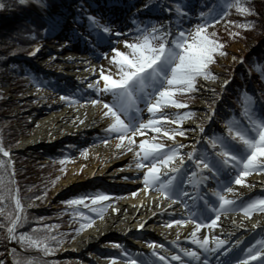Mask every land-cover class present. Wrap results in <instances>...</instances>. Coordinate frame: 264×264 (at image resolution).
Instances as JSON below:
<instances>
[{
	"label": "rangeland",
	"instance_id": "obj_1",
	"mask_svg": "<svg viewBox=\"0 0 264 264\" xmlns=\"http://www.w3.org/2000/svg\"><path fill=\"white\" fill-rule=\"evenodd\" d=\"M152 1L153 3L151 2V4L148 0H96V3L92 6L86 5V2H84L81 10H75L74 6L68 5L72 12L67 16L60 13V10L56 7L46 8L43 3H37L36 1L31 2L27 0L25 2V6L36 13L41 14L47 20L52 14H57L58 21L60 18L64 19V26L58 28L60 36L58 43L49 40L52 35H50V31L45 30L47 29L45 28L43 30L42 40L34 42V44L29 46L30 48L32 46L30 49V56H32V58L28 62H30L31 66L40 73L41 77H34L32 81L26 83V85L18 81H12L9 85L0 88V91L5 94L10 102L9 109L6 111L8 114L7 116L18 130L17 145L11 149H7L9 153L8 159L12 161L10 167L13 179L15 178L16 170L21 167H24L25 169L27 168L31 171L33 174L32 177H34L35 174H38L41 178H43V176L47 178L42 181L43 185L41 187L42 191L45 193L48 192L47 197L42 203H39L36 200L32 201L30 205L33 206V208L48 207L52 210L55 208L61 210L66 200L78 194L80 191H88V189H98L99 191L107 192L109 194L106 201L100 202L105 205L104 211L99 214L97 218L91 219L90 223H87V221L89 222L88 219H72L69 215L63 216L66 220L65 222H67L64 225V230L67 231L66 235L70 236L63 241L59 249H56L54 255V257L63 261H73V264H92L95 262L99 264H109V258L115 255L117 259L113 261L116 264H129L131 259L137 260L138 264H174L173 261L177 260L171 255L172 252L177 253V255H180L181 258L184 259L181 249L195 248L196 250H199L198 252L200 253L202 251L199 246L198 248L192 244L189 245L187 243L169 241L166 235L169 233L163 234L164 230H162L163 228L161 227L169 226L172 227V230H176L179 225H182L178 223L180 220H186V223H191V219L185 215L190 211L185 212L184 207L182 208L184 211L181 209L183 206L181 202L185 199L184 196L177 195L175 199L170 200L167 197H162L160 195L157 190L158 186L151 185L145 187L143 181V173L145 169L137 167L139 161L135 153V148L139 146L138 143L129 145L128 150H125V145H128L126 142L127 140L122 142L118 141L120 147H117L118 142L113 147L115 153L119 150L118 155L117 153L114 154V158L107 161L101 159L94 167H92V158L96 155H101L103 150L108 149L109 146L113 144L114 140H118L119 136L115 131L107 132L105 130L106 125H100L99 122L96 123V125L91 126L86 132L75 134L74 136H66L49 145L43 142H36L31 146L28 144L25 147H21L20 145L21 141L30 139L36 134L40 119L57 112L58 108L66 109L69 106L78 108L80 103L82 101L85 102V100H88V102H91L92 100H97L98 102L111 100V96L108 93L103 92L102 85L101 91L97 92L95 87H89L90 83H88V81L81 83L79 81L74 82L64 78L62 72H60L61 67L59 64L53 65L47 63V60L53 58V55H59L72 50L74 51L72 48L74 43L77 44L78 49L75 50V52L79 54L82 53L86 56L82 59L83 61L88 60L93 56L96 61L104 62L108 56H111L112 53L109 48L110 41L103 38L98 39L97 33L100 31L99 25L92 24V22L84 16L85 13L90 12L92 17H96L100 24L110 27L113 30L111 34V42H115L112 46L123 50V40L127 39L132 41L141 35L136 30L138 24H142L145 21H151L156 24H165V22H168L167 25H165V31L169 32L171 35H175L178 22L184 28L191 30L192 26L197 24L201 19L199 13L208 12V5L204 4V2H199V0H181L182 5L187 6L189 16L178 21L174 10L169 8L170 5L165 4L164 6L161 2H157V0ZM243 3H247V6L253 9V11L241 13L234 7L235 9L224 18L216 20L215 24L209 22V28L207 31L215 33V38L223 42L222 50L224 48L226 49V52L225 55H222V52L216 53L217 55L215 54L216 61L211 65V68L212 73L217 78L212 81L213 87H210L207 98L203 100V97L200 96V87L205 84L204 80L206 79L199 77L196 79L195 86L192 90L187 93H175L176 99L185 101L192 97L190 93L192 91L194 94V103L188 105L184 104L180 108H177L175 105L164 106L163 111L169 114L170 119L167 122H161L157 125L158 127H163L169 130L180 128L184 131L185 123L193 121L196 125L194 126L196 129L195 133H197L198 136L196 141L191 144V146H193L189 147L188 144L187 147L193 148L196 151L208 147L207 141L203 138L210 137V132L218 129L220 132H223L224 130L221 124L222 115L220 114L222 110L221 106L223 105L218 102V93L215 92L213 88H219V90L225 88L227 84L225 81L228 82V80H230L227 74L231 72V69L228 67L236 65L239 59L244 55L245 51L248 50L247 43L244 41L246 39L243 41L235 40V38H237L235 36L238 35L241 29H243L242 35L244 37L246 35L245 32L248 31L247 28L249 27H242L241 25L250 22L252 24V27L250 28H253L254 24L258 23L264 32V3L262 5L258 4L256 0H245ZM116 4H124L126 7L128 5V7L125 11H116L114 9ZM145 4H148V7L142 8L141 6ZM93 7H96V9ZM165 9H169L170 11H166ZM113 14L115 16L125 14L124 22L127 23V25L131 24L127 32H124V30L122 32L116 30V27L121 24V21L119 19L113 20V18H110V15ZM5 23L7 22H3L1 25L3 26ZM149 27H151V24H149ZM117 32L119 33L118 35ZM230 33L232 34L230 35ZM108 35V33H102L103 37H108ZM36 45H39V47L33 52L32 50ZM42 50L44 52L47 50L44 54V58H35V55ZM105 53H107L108 56H105ZM149 91H151V89H149ZM47 92L53 94L50 96L53 97L52 100H49V96L45 95ZM85 93L89 95L91 100H89L90 98H83L82 95ZM62 97H68L67 99L72 100L73 103H65L66 101L64 102L61 100ZM54 104H57L59 107L53 109ZM197 105L203 107L201 114L199 112L197 113ZM260 106L261 103L259 104V107ZM139 107L140 118L148 120L150 117L145 105L141 103ZM178 112H189L191 114L188 118L183 119L179 125H176L172 120ZM147 133L149 135V138L147 139L149 140L154 138L156 142L164 143L166 145L174 143H171V141L168 140V136H165L163 132H153L150 129ZM128 135H131V133H128ZM183 136L185 135H180L179 132L175 135V143L183 145L180 151H184V148H186V145H184L186 141L183 142ZM135 138L137 137H134V139ZM67 143H72L73 147L69 148L66 155L62 154V156L54 158L52 162H47L49 159L48 154L53 152L55 148L63 147ZM13 153L21 155V162H25V164L22 165L20 161H17L13 156ZM34 153L36 154L35 158L33 157ZM65 157H67V159H65ZM98 158L99 157H97V159ZM196 158L198 159L199 157L196 156ZM187 159L188 157L184 163L180 165V168L184 170L183 179H189L187 173L192 170V162L191 160L187 161ZM86 163L87 166L85 168L84 166ZM77 164L81 166V170L79 172H75L74 170L71 171V167ZM89 167L90 171H88ZM161 171L166 173L167 170L162 168ZM206 171L207 173H203L204 179L200 180L199 186L197 184V189L194 188L196 185L191 183L184 184L181 181L178 192H183L187 195H190V193L193 192V196L197 195L195 193H198V199L200 196H203L205 199L213 202L216 198L212 196L211 193L218 187L217 181H225L234 177L236 174V172L233 171L228 173V175L216 176L214 174L213 176L211 172L208 170ZM88 172L95 173V178L88 181H86L87 179L83 180L82 178H84ZM72 178L74 182L68 184L69 179ZM243 179L246 181L245 184H235L234 182L227 184L228 187H232L235 190L239 189L245 191L242 194L235 195L233 199L234 206H232L235 207V209L230 211L231 213L229 212L225 215L220 213L215 227H211L207 224L202 226L200 228V233H197L198 237L202 238V234H207L209 237L215 236L220 239H225L224 237H221L218 232L226 230V227H228V219L234 221L244 220L247 222H254V220H259V218L264 216V211L256 210L253 211L252 215H247L244 211L240 210L248 200L264 196V172L259 170L250 171L247 176L243 177ZM255 184L256 186H253ZM231 193L224 194L230 196ZM138 197L141 199H143V197L147 198L152 205H159L162 209H165V211L167 210V215L170 216L165 218L162 214L160 220H155V217H151L150 221L147 219L142 222L140 225L143 230L146 231L148 229L153 231L151 233L149 232V234L141 232L126 235L123 231L113 232L112 234L98 237L88 247H84L81 251L77 250V238L81 234L89 231V229L95 227L99 221H103L108 217L109 214H111V209L118 206L121 201L125 202L130 198H137L136 200H138ZM191 200H189V198L186 199L187 202ZM175 202L179 204L174 205ZM216 206L219 207L218 204H216ZM170 220L177 221V223L169 224ZM149 223H151V225H149ZM84 224L87 226L82 227V229L78 231L77 229ZM76 226H78L77 229ZM68 227H73V230L76 229L78 232L69 231L66 229ZM111 227L115 228L118 227V225L117 223H113ZM157 231H159V239L152 235V233H156ZM251 232L252 230L249 231L248 234ZM252 234L253 235L249 237L248 240L240 244L238 248L240 251H238L241 252V254L237 256V258H242V253L245 252V249H249L250 246L257 251H264V244H261V241H264V227L253 231ZM242 237H244L242 231H239L235 239L233 236L229 244L234 246V240L239 241ZM136 240H138V242ZM152 241L156 242L155 245L151 244ZM140 242L143 244L141 247L138 246V243ZM115 243H119L121 246L119 247L120 251L118 252L114 251V249L117 248L114 246ZM100 244L103 245L99 246ZM160 245H163V247H160ZM177 245H179V247H177ZM154 248L156 251H159L161 255L165 256L166 260H160L159 257L155 255L153 251ZM96 249L97 252H95ZM91 250H95L92 253V257L85 258L84 255L88 254ZM125 253H127V255H125ZM6 255L8 256L9 253ZM107 255H110L111 257L106 258L105 256ZM205 259H208L207 254L206 256L203 255L198 260L193 261L194 263L190 262V264H205ZM184 260L187 262L186 259ZM249 264H253V262H250Z\"/></svg>",
	"mask_w": 264,
	"mask_h": 264
},
{
	"label": "snow or ice",
	"instance_id": "obj_2",
	"mask_svg": "<svg viewBox=\"0 0 264 264\" xmlns=\"http://www.w3.org/2000/svg\"><path fill=\"white\" fill-rule=\"evenodd\" d=\"M20 2L25 3L26 0H20ZM36 2L39 3L40 0H36ZM2 6L0 5V7ZM233 6L241 13L253 11L241 0H232L227 5L229 8ZM141 7L147 8L148 4ZM174 7L178 21L189 16L187 6L182 5L181 0H177ZM165 10L170 11L169 9ZM216 15H219L216 8H210L207 13L200 12L199 16L201 19L192 26L191 30L184 28L178 22L175 35L165 31V25L168 22L156 24L151 21H145L137 26L136 30L141 34L140 36L132 41L127 39L122 41L123 50L112 46L115 43L111 42L113 30L106 25L100 24L96 17H90L92 24L99 25L98 39L103 38L110 41L109 48L112 54L108 56L105 53V56H108L110 63L115 66L117 71L113 74H108L102 69L97 82L90 84L89 87H95L97 92L101 91L100 81L102 80L103 92L111 96L110 101H100L105 109L101 114L111 118L107 124V129L119 134L118 141H128V145H125V150H128L129 145L138 143L139 146L135 148L139 161L137 167L145 169L143 173L145 187L158 186L157 190L162 197L172 200L177 195L186 196V193L178 192L180 182L197 185L201 179H204L203 172L205 170L216 176L228 175V173L233 171L236 172L232 178L225 181H217L218 187L211 193L216 198L215 201L210 202L205 197L200 196L199 199L203 201V206L195 212L186 214L194 225L192 235L185 237L186 239L193 240L205 253L221 249L222 245L227 244L221 251L228 253L231 244L219 237H209L207 234L200 238L197 236V232L205 224L215 227L220 211L226 207L234 206L233 198L224 193L234 192L235 189L225 187V184L233 182L235 184H245L246 181L243 177L247 176L250 171L259 170L264 172V102L257 108L255 97L244 92L242 94V114L248 118L244 122V126L241 127V121L235 119L227 120L225 122L226 130L219 135L214 134L211 137H204L203 139L208 142V147L199 151L193 149L184 153L180 151L183 145L178 143L166 145L156 142L154 138L152 140L142 138L139 141L134 139L137 135L143 137L144 132L148 129L153 132H163L165 136L170 137L173 141L177 132L180 135H185L183 129L169 130L157 125L170 119L169 114L163 111L164 106L175 105L180 108L186 104V101L176 99L175 93H187L192 90L198 76L215 78L208 66L215 60V54L222 52L223 42L215 38L214 32H208L207 30L209 22L212 24L216 23ZM57 23L58 21L55 17H49L47 29L45 30H54ZM149 24H151V27H149ZM241 26L252 27V24L249 22ZM102 33H108L109 35L108 37H103ZM38 47L39 45H36L32 51L35 52ZM241 59L243 58L241 57ZM62 98L67 99L68 97ZM97 102V100L91 101L92 104ZM141 103L145 105L149 113L150 118L148 120H143L139 116V105ZM190 114L189 112H178L172 122L179 125ZM128 133H131V135H128ZM117 147H120L119 142ZM0 153H3L4 157L9 156L7 149L2 144H0ZM185 156L191 158L192 162V170L187 173L189 179H183L184 170L179 167V165L184 163ZM196 156L199 158L197 159ZM5 163L11 166L12 161L10 159H0V166L5 165ZM162 168L167 170L166 173L161 171ZM13 182L14 179L11 173H9V179L6 180L4 173L0 172V201L6 199L5 193L7 192L8 197L14 202V212L7 213L10 221L6 225L8 237L17 239L18 236L22 246L51 251L53 238L50 235L35 234L39 228L47 230V225L33 224V232L22 231L14 234L16 226L22 223L25 217L21 215L23 205L19 198L18 190H11L10 186ZM108 195L107 192L102 191L81 193L74 195L66 200L65 203L87 207L85 202L88 201L93 205L92 211L101 214L105 205L100 202L106 201ZM240 210L247 215H252L253 211L256 210L264 211V196L248 200ZM208 211L213 213L211 218L207 216ZM3 212L4 209L0 208V213ZM74 214L78 217L85 216L84 212H76ZM87 219L90 221L91 217H87ZM173 223H177V221H169V224ZM178 223L184 224L186 220H180ZM86 226V224L81 225L77 230H81L82 227ZM137 227H140V225H137ZM210 240L211 245L209 244ZM155 243V241L151 242L152 245H155ZM261 244H264V241H261ZM114 246L117 248L121 247L119 243H115ZM160 247H163V245H160ZM153 251L160 260H166V257L156 251L155 248ZM181 252L184 256L196 260L201 255L195 248L181 249ZM171 255L180 264H190V262H186L175 252H172ZM115 259H117L115 256L109 258V264H112ZM249 262L264 264V251H257L250 246L249 249H245L243 259H225L222 264H249ZM25 264H36V261L34 258L29 257ZM129 264H138V261L131 259ZM205 264H208L207 259H205Z\"/></svg>",
	"mask_w": 264,
	"mask_h": 264
},
{
	"label": "trees",
	"instance_id": "obj_3",
	"mask_svg": "<svg viewBox=\"0 0 264 264\" xmlns=\"http://www.w3.org/2000/svg\"><path fill=\"white\" fill-rule=\"evenodd\" d=\"M62 1L74 0H40V2L49 6ZM75 1L81 3V0ZM150 1L151 0L148 2ZM165 1L175 8L174 6L177 0ZM203 1L208 5V10L210 8L217 9L219 15L215 16L216 20L224 18L235 9L234 6L231 8L227 7L232 0ZM256 1L261 5L264 3V0ZM241 2H245V0H241ZM0 5H3L0 7V88L9 85L12 81H18L26 85V83L31 80V75H39L26 61V58L31 57L30 49L32 46L31 48L29 46L34 44V42L42 40L45 22L32 9L25 6V3H21L20 0H0ZM3 22L7 23L2 26L1 24ZM247 30V32H245V37L242 35L243 29L235 36L237 37L235 40L238 41L246 39L244 41L247 43L248 50L245 51L242 56V62L228 67L231 69V74L229 76L231 83H234L235 90L231 91L226 88L224 95L221 97V101L227 104L229 111L228 117L225 118V122L229 119H243L247 121L248 118L242 114V94L244 92L253 95L255 99L259 97L264 100V32L258 23H255L253 28H247ZM225 52L226 49L223 48L222 55H225ZM215 61L216 60L208 66L211 72V65ZM198 77H196V79ZM214 77L216 78L215 75ZM190 93L192 97L185 100L186 104L194 102V94L192 91ZM9 104L10 102L5 94L0 91V144H2L5 149L15 147L18 139V130L16 126L11 123L6 113L7 109H9ZM59 150L60 148L51 153V157L47 162H52L54 158L62 156V154L66 155L68 152L66 148H63L61 153L58 152ZM13 156L17 161H20L22 165L25 164V162H21V155L13 153ZM0 159L7 160L8 157H4V155L0 153ZM0 172L4 173L7 180L9 179V173H11V167L5 163V165L0 166ZM32 175L31 171L27 168H18L15 172L14 182L10 186L11 190H18V195L23 205L21 215L25 217L22 223L16 226L14 234H18L22 231L33 232V224L47 225V230L39 228L35 234L50 235L53 238L51 241V251L22 246L18 236L17 239H12L14 246L8 244L6 225L10 221L7 217V213L14 212V202L8 197V193L6 192V199L0 201V208L4 209V212L0 213V264H25V261L29 257L34 258L36 264H73V261H63L54 257L56 249H59L63 241L70 236H67V231L64 230V225L67 222H65L66 220L63 216L69 215L72 219H87V217H90L87 213L93 206H91V202L86 201L87 207L84 205L76 206L65 203L61 210L56 208L52 210L48 207L33 208L30 203L34 200L42 203L47 197L48 192L45 193L41 190L43 185L42 181L47 178H45V176L41 178L38 174H35L34 177H32ZM81 193L85 192H79L78 194ZM76 212H84L85 216L78 217L74 214ZM87 223H90V221H87ZM77 228L78 226H76V229ZM66 229L74 232L77 231L76 229L73 230V227H68ZM7 253H9L8 256L6 255Z\"/></svg>",
	"mask_w": 264,
	"mask_h": 264
},
{
	"label": "bare ground",
	"instance_id": "obj_4",
	"mask_svg": "<svg viewBox=\"0 0 264 264\" xmlns=\"http://www.w3.org/2000/svg\"><path fill=\"white\" fill-rule=\"evenodd\" d=\"M117 7H119L121 11H125L128 5L126 7V5L120 4ZM52 16L55 17L58 21L57 14H52ZM115 18L116 20L119 19L121 21V24H119L118 27H116V30L120 32L124 30V32H127L131 24L127 25V23L124 22L125 14L123 15L119 14ZM63 26H64V19H60L59 24L56 25L55 29L50 30L49 34L52 35V37L49 40H53V42L58 43L59 42L58 40H60L58 28L63 27ZM72 48L74 49V51L72 50L69 52H64L59 55H53L52 56L53 58L47 60V63L49 64H53V65L59 64L61 67L60 72H62L63 77L66 78L67 80H71L74 82L79 81L81 83L84 81L85 82L88 81V83L90 84H95L97 82L99 73L102 69L108 74H113L117 71L115 66L112 63H110L108 58L104 62L103 61L99 62V61H96V59L93 56H91L88 60L83 61L82 59L85 58L86 56H84V54L82 53L79 54L75 52V50H78L76 43L72 45ZM47 50H45V52L43 50L38 52V54L35 55V58L37 57L38 59H43L44 54L46 53ZM59 59H60V62H59ZM204 81H205V84H203L200 87L201 89L200 96L203 97V100L207 98V94H208L210 87H213L212 80L211 81L204 80ZM101 85H102V80L100 81V86ZM213 89L215 90V92L217 93L219 92V88H213ZM45 95L49 96L48 97L49 100H52L53 97H50V96L53 94H51L50 92H47V94ZM82 96L84 99L90 98L89 95H87L86 93L83 94ZM61 100H63L64 102L66 101L65 103H73V101L69 99L62 98ZM89 100H91V98ZM58 107L59 106L57 104H54L53 109H57ZM196 107H197L196 108L197 113L199 112L201 114L203 111V107H201L200 105H197ZM104 110H105L104 105L102 103L97 102L96 104H92L90 101L88 102V100H85V102L82 101L80 105L78 106V108L74 106L73 107L69 106L66 109L58 108L57 112L49 114L48 116L40 119L39 127L36 131V134H34V136L30 139L21 141L20 145L21 147H25L28 144L29 146H31L36 142H43L49 145L66 136H69V135L74 136L75 134L86 132L88 129L91 128V126L96 125V123L98 122L100 125H106L105 130L107 132H111L110 130L107 129V124L110 122L111 118L108 116H103L101 114L102 111ZM194 126L196 125L194 124L193 121H188V123H185V127H184L185 136H183L184 137L183 142L186 141V143H184V145H186V148H184V151L181 150V152L186 153L187 151L193 149L189 147L193 146V145L191 146V144L196 141L197 136H198L197 133H195L196 129L194 128ZM148 130L144 132L143 137H141L140 135H137L136 136L137 138H135V140L139 141L142 138H149V135L147 133ZM168 140L171 141V143L176 142V141H173V139H171L170 137H168ZM117 142L118 140H114L113 144L110 145L108 149L103 150L101 155L99 154V155H96L94 158H92L91 160L93 162L92 167L97 165L98 164L97 162L101 159L104 161H107V160L113 159L114 154L117 153L118 155L119 150L116 153L113 150V147ZM126 142L128 143V141ZM188 144H189V147H187ZM97 157L99 158L97 159ZM186 158L187 156H185V160ZM188 160H191V158H188L187 161ZM86 166H87V163L85 164L84 167L86 168ZM73 170L75 172L76 171L79 172L81 170V166L77 164L71 167V171ZM88 171H90V167ZM95 175H96L95 173L93 174L91 172H88V174L82 179L83 180L87 179L86 181L92 180V178H95ZM72 182H74L73 178L69 179L68 184H72ZM259 182H254V183H259ZM253 186H256V184ZM244 192H245L244 190L236 189L234 192L230 194V196L234 198L235 195L242 194ZM136 199L130 198V199H127L125 202L121 201V203L118 206H115L111 209V214H109L108 217H106L103 221H99V223H97L95 227L89 229V231L81 234L77 238V250L81 251L84 247H88L98 237L104 236L106 234H112L113 232L123 231V233L126 235L130 233L136 234V233H141V232L149 234V232L151 233L153 231H150L148 229H147L148 231L143 230L142 226L140 225L142 222H144L147 219L148 221H150L151 217L152 218L155 217L154 218L155 220H160L161 219L160 217L162 214L165 216V218L170 216V215H167L168 213L167 210L165 211V209H162L159 205H156V204L152 205V203H150V201L147 198L143 197V199H141L138 197V200ZM186 199L187 198H185V200ZM176 204H179V203L175 202L174 205ZM181 204H185V202ZM169 206H173V205H169ZM227 221H228L227 223L228 227H226V230H221L218 233L221 235V237L225 238L222 240L226 241L228 244L231 242V239L233 238V236L235 239L239 231H242V235L246 236L245 234L248 233L249 231L261 229L264 227V216L259 218V220L257 219L254 220V222H247L244 220L234 221L232 219L231 220L228 219ZM113 223H117L118 227H115V228L111 227ZM191 223L182 224L181 226L179 225L176 230H172V227H169V226H164L161 228H163L162 230H164L163 234L169 233V234H166L169 241L193 244L194 241L191 243V240L185 238V237L192 235V228L194 226ZM137 225H140V227H137ZM149 225H151V223H149ZM198 233H199V230H198ZM152 235H154L155 238L157 239L160 238L159 231H157L156 233H152ZM136 241L138 242V240ZM239 241H234L235 242L234 246L229 248L230 252L225 253V255L230 256L234 254L236 246L238 245L240 246V244L243 243L244 240L241 238ZM209 243L211 245V240ZM138 244H139L138 246L140 247L141 245H143L142 242ZM102 245L103 244H100L99 246H102ZM195 245L196 244L194 243V246ZM196 246L198 247L199 245H196ZM225 246H227V244L222 245L221 249ZM221 249H216L215 251H209L206 254H208L209 257L213 258L215 255L220 253L219 251ZM88 254L92 255V251L89 252ZM225 255L223 256V258H227ZM109 256L107 255L106 258H109ZM185 258L190 259L191 257L185 256ZM92 264H99V263L95 262ZM112 264H116V263L112 261Z\"/></svg>",
	"mask_w": 264,
	"mask_h": 264
}]
</instances>
